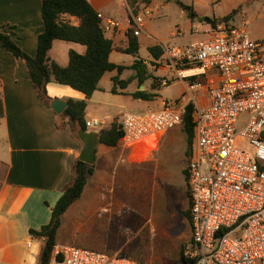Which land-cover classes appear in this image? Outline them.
I'll return each mask as SVG.
<instances>
[{
  "label": "built area",
  "instance_id": "built-area-1",
  "mask_svg": "<svg viewBox=\"0 0 264 264\" xmlns=\"http://www.w3.org/2000/svg\"><path fill=\"white\" fill-rule=\"evenodd\" d=\"M130 15L129 32L138 37L148 7ZM104 31L119 26L98 13ZM264 44L252 40L246 24L218 22L208 38L186 47H162L161 63L188 90L204 89L209 104L182 95L160 109L122 116L123 143L129 146L182 125L193 105L194 139L187 169L191 200V240L184 257L193 264H264ZM194 78V80L192 79ZM162 79L161 85L168 84ZM88 132L99 120H86ZM49 264H151L88 248L55 246Z\"/></svg>",
  "mask_w": 264,
  "mask_h": 264
},
{
  "label": "crops",
  "instance_id": "crops-1",
  "mask_svg": "<svg viewBox=\"0 0 264 264\" xmlns=\"http://www.w3.org/2000/svg\"><path fill=\"white\" fill-rule=\"evenodd\" d=\"M88 1L94 10L105 17L104 22L106 18H111L119 23L118 27L106 30L105 34L113 41L114 50L112 53H125L124 50L128 47L129 36L131 35L126 23L130 15L129 8H126L121 0ZM125 1L132 10L130 0ZM192 1L191 4H184L192 5L196 13L198 15L200 14L201 18H221L231 11L242 7L239 15L240 19L244 20H246L245 17L247 16V12L257 10L259 3L264 4V0H209L213 7L218 8V5H222L225 9L219 13H215L212 8L213 10L210 12L211 14H209L205 11L206 9H198L196 6L197 1L200 5L206 4L205 0ZM160 2L164 1L160 0ZM152 3L153 0H151V3L148 5H140L135 14L142 12L143 7H148L153 15V10L151 9ZM41 6L42 0H0V32L8 35L31 57L36 55L37 37L44 30ZM71 21L74 25L79 24L77 18L72 17ZM188 21H190V24L193 23L189 19ZM189 26L192 27V25ZM206 26L209 28L208 24H206ZM205 30H207V28ZM136 38L139 44L137 57L142 48L146 49L147 56L140 59H136L135 57L134 61L130 63H120L111 59V53L110 61L117 65H122L126 67V69L120 74L117 70L105 73L99 82L98 90L94 92L87 103L96 98V94L105 96L108 93L110 94L109 96L112 97H117L119 95H131L133 97V94L138 90L149 92L146 87L147 80L139 86V80L134 78L136 76V70L130 67L136 60L143 61V64L146 65L147 73L151 75L152 78H158L159 81L161 79H168L166 77L163 78V76H153L150 72L151 70L168 71V69L162 65L161 57L155 59L148 50L150 47L158 45L162 40L152 41L150 39L151 35L147 32L145 27V23L142 33ZM70 50L84 53L85 47L72 42L56 40L53 42L48 53V59L57 62L61 66H66L68 64V53ZM147 65L150 66L147 67ZM125 71H130L131 74L128 77H123L122 75ZM117 76H119V80H131L125 88L117 85L115 94L111 91L114 88L113 78ZM211 76H209L210 78L205 77V79L203 77V90L201 89V91H199L200 89H197L190 91L188 90L187 83L173 74L172 78L168 79V84L170 80H178L177 82L182 83L184 88L183 93L174 100L179 99L182 95H186L194 97L202 104H209L210 98L206 88L211 87L212 84H215L218 80L217 77L211 78ZM106 78L107 81H105ZM132 83L136 84V90L133 94H130L126 91L128 86ZM48 85L46 86V91ZM0 95L4 105V116L0 118V126L2 125L1 132L4 134L6 140V147L4 149L6 162L0 161V167L3 171L0 174V264H27L29 251L33 248L34 243L37 242L43 246V239L34 237L29 232L30 229L38 230L44 225V222H42L43 219L47 218L45 212L43 214L40 213L41 203L44 202L48 208L53 207L51 202L55 201V199L62 194L63 190L72 183L75 175L74 165L78 160L83 145L76 136V133L72 131L71 127L67 124L62 113H55L51 106H47L40 101L32 86L24 62L15 59L1 43ZM102 99L104 103L108 100L106 97ZM164 101L166 100L162 99L158 103L159 108L162 107ZM148 109L153 108L148 107ZM122 116L112 118L107 114L104 116H100L98 113L91 114V112L87 110V107L85 111V120L96 119L100 121V128L95 131H90L97 133L102 130L110 129L113 121L116 118H119L121 121ZM86 117H89V119H86ZM105 121L110 122L109 126H104ZM99 144L101 143L99 142ZM97 146L95 148L94 161L92 164L93 174L88 176L86 186L91 182L97 183L99 187L101 184L117 185L121 178H137V170L134 169L136 161L133 157V145H126L121 141L115 147L103 145L104 149L100 152L97 151ZM1 164L4 165V168ZM110 202L109 200L105 205H102V207L98 206L96 211L104 208L109 215L120 214V210H115V207L110 205ZM117 235L116 233L114 236ZM100 245L101 244H92L91 249L106 253L110 256L121 255L119 252H121L122 248L120 247ZM56 246L64 245L56 241Z\"/></svg>",
  "mask_w": 264,
  "mask_h": 264
},
{
  "label": "rangeland",
  "instance_id": "rangeland-1",
  "mask_svg": "<svg viewBox=\"0 0 264 264\" xmlns=\"http://www.w3.org/2000/svg\"><path fill=\"white\" fill-rule=\"evenodd\" d=\"M163 1L153 0L151 5L153 15L145 22L152 41L162 40L158 43L161 47H186L191 42L208 38L210 26L208 28L205 23H202L200 14L190 24L186 12L176 0ZM181 1L187 4L193 2L192 0ZM130 2L134 3L133 0ZM205 2L206 4L200 5L197 1V8L206 9L205 11L209 14L213 9L215 13L225 10L222 5L215 8L211 5V1L205 0ZM135 6L138 7L139 4H134ZM199 18H201L200 21ZM245 19H240L238 13L231 22H244L249 37L264 44V4L259 3L257 10L247 12ZM146 56L147 51L142 48L138 57L113 52L111 59L120 63H130L135 57L140 59ZM150 72L153 76H163L168 79L173 76L169 69ZM130 74V71H125L122 76L128 77ZM151 80L146 81V87L149 92L156 94L155 102L134 99L131 95L112 97L108 93L105 96L96 94V98L87 103V110L91 114L98 113L100 116L107 114L112 118L121 117L124 114L145 111L148 107L160 109L158 103L162 99L174 101L183 93V84L177 82L178 80H170L169 84L161 85L156 89L151 87ZM185 81L188 82V80ZM135 90L136 84L132 83L126 92L133 94ZM47 94L53 99L62 101L83 98L79 91L53 82L48 85ZM103 97L108 98L107 102H103ZM109 124V121H105L104 126ZM1 127L2 125L0 126V161L6 162L4 156L6 140ZM162 134L149 136L132 146L137 178H121L117 185L101 184L100 187L97 183H88L82 196L61 218L57 233L59 244L88 249H91L92 244L117 246L122 248L119 252L121 255L144 257L145 262L148 263H176L180 250L187 243L189 244L191 239V227L183 215V212L188 209L187 180L184 173L189 161L188 144L182 126L165 131L163 137ZM102 149L104 146L99 144L97 151L100 152ZM144 150L146 157H140L139 154H142L141 151ZM2 167L4 168V165ZM2 172L0 167V174ZM59 197L51 202L52 206ZM109 200L115 210H120V214L109 215L104 208L96 211L98 206L102 207ZM51 209L52 207L48 208L44 202L41 203L40 213L47 214V218L42 221L44 224H47L50 219ZM116 233L118 235L114 236ZM41 248V244L34 243L29 251L27 264H38Z\"/></svg>",
  "mask_w": 264,
  "mask_h": 264
},
{
  "label": "trees",
  "instance_id": "trees-1",
  "mask_svg": "<svg viewBox=\"0 0 264 264\" xmlns=\"http://www.w3.org/2000/svg\"><path fill=\"white\" fill-rule=\"evenodd\" d=\"M131 4L132 11L136 13L142 4H150L151 0H133ZM251 1V0H250ZM180 7L186 12L187 17L192 22L198 17L192 5L184 4L176 0ZM134 4H139L134 7ZM241 7L231 11L229 14L221 17H202L210 27H214L218 22H231L236 14L240 12ZM41 14L44 23V30L37 37V49L34 57L26 54L8 35L0 32L1 45L12 54V56L24 62L32 86L42 103L51 105L52 98L47 95L46 86L54 82L59 85L67 86L73 90L79 91L84 95L82 100L68 99L67 107L62 112L67 124L77 135L79 129H86L85 111L87 101L98 90L99 82L105 73L117 70L120 74L126 67L117 65L110 61V54L114 50L113 41L108 38L98 18V12L94 10L88 0H42ZM77 18L79 24L74 25L71 18ZM64 41L80 44L85 47L84 53H78L70 50L68 53V64L61 66L55 61L48 59V53L54 41ZM149 53L155 59H159L163 54L161 46L150 47ZM139 44L136 37L129 36L128 47L124 50L127 54L137 55ZM136 70V76L141 86L146 80L151 78V87L153 89L161 86V80L152 78L147 73L146 65L142 60H136L130 67ZM194 80V78H192ZM131 79L119 80V76L113 78L114 88L112 93L116 94V86L122 88L130 82ZM136 99L153 101L156 94L152 92L138 90L133 94ZM193 105L185 107L183 113L182 127L187 139V153L189 157L192 153L194 139V124L192 119ZM4 116V105L0 95V118ZM124 131L119 118H116L110 129L99 132V142L108 147L117 146L123 139ZM74 178L72 183L67 186L55 205L52 207L50 219L47 224L42 225L38 230L30 229L31 235L43 239V246L39 255L38 264H49L52 251L56 246L57 233L61 225V218L65 212L82 196L87 184L88 176L93 174V166L87 165L79 160L74 165ZM187 180L188 209L183 212L191 227V200L188 188L187 169L184 170ZM191 240V239H190ZM188 245V243H187ZM186 245V246H187ZM184 246L176 259L175 264H193L192 260L184 257ZM137 262L144 263V257L135 255H120Z\"/></svg>",
  "mask_w": 264,
  "mask_h": 264
},
{
  "label": "water",
  "instance_id": "water-1",
  "mask_svg": "<svg viewBox=\"0 0 264 264\" xmlns=\"http://www.w3.org/2000/svg\"><path fill=\"white\" fill-rule=\"evenodd\" d=\"M200 20L201 19L199 18V21ZM50 106L55 113L61 114L67 107V102L60 99H53ZM77 135L83 145L78 160L87 165H92L94 161L95 148L99 144V133L79 129Z\"/></svg>",
  "mask_w": 264,
  "mask_h": 264
},
{
  "label": "bare ground",
  "instance_id": "bare-ground-1",
  "mask_svg": "<svg viewBox=\"0 0 264 264\" xmlns=\"http://www.w3.org/2000/svg\"><path fill=\"white\" fill-rule=\"evenodd\" d=\"M139 155H140V157H146L147 154H146V152L144 150L143 153L142 154L140 153Z\"/></svg>",
  "mask_w": 264,
  "mask_h": 264
}]
</instances>
